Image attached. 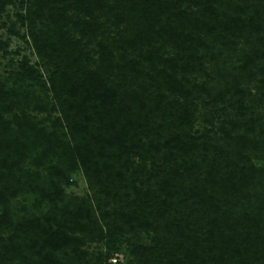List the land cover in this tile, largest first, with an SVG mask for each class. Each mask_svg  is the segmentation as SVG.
Returning <instances> with one entry per match:
<instances>
[{"label":"trees","instance_id":"16d2710c","mask_svg":"<svg viewBox=\"0 0 264 264\" xmlns=\"http://www.w3.org/2000/svg\"><path fill=\"white\" fill-rule=\"evenodd\" d=\"M17 3L41 63L0 75V264H264V0H0V29ZM240 42L213 96L195 76ZM36 84L63 93L50 127ZM205 93L238 115L195 133Z\"/></svg>","mask_w":264,"mask_h":264},{"label":"rangeland","instance_id":"374dc122","mask_svg":"<svg viewBox=\"0 0 264 264\" xmlns=\"http://www.w3.org/2000/svg\"><path fill=\"white\" fill-rule=\"evenodd\" d=\"M22 1V0H21ZM19 12H25L24 8L20 6L19 3L15 5H8L6 12L2 14L1 21L4 23L3 27L0 29V36L3 41H6L9 43V47L7 50V54L4 57V51H0V75L6 77L10 75L11 68L14 66L17 68L19 66L20 61L23 59L24 56L29 58L30 64H33L37 67H40V59L37 56L35 50L32 48V46L29 44V37L24 38L25 33H27L26 28L21 26L20 17L18 16ZM1 15V14H0ZM15 25L16 31L18 34L11 33L9 28ZM93 47V44H89L86 48V50H91ZM216 53L219 52V50H222V45H216L215 46ZM248 49V46H245L243 42H240L238 46L232 45L228 50L223 51V56H219L218 63L219 66H216L215 63H207L206 64V72L202 71L198 73L195 77H197V82H199L201 85L202 83H206L207 87L210 89V92L213 96H217L218 92H220L221 89L225 88V83L221 79V82L218 81V79L221 77L220 72H226L229 71V68H232L233 66H239L242 64L244 58V50ZM171 51V49H170ZM220 55V54H219ZM225 59H228L229 63L226 64V69L224 70L225 66ZM13 65V66H12ZM42 72L44 73L45 78H47L46 73L43 68H41ZM224 70V71H223ZM119 72V70H118ZM195 75V74H194ZM194 75L191 78H194ZM116 78V77H115ZM117 79V78H116ZM264 77L262 75L254 76L251 84H249V88L251 89L252 94H257L259 90L261 89L264 82L262 81ZM47 85L51 87V84L47 82ZM43 96V99L45 100L44 106L46 107V112L39 113L34 110H30V113L34 116H37L40 118L47 119L46 124L48 127L51 126V123L54 118L60 117V108L57 106V102L61 101L63 93L61 91H57V93L53 90L46 89L40 87V84H36L35 86H26L21 88L22 91H33V90ZM148 98H151L154 100V88L149 87ZM57 95V96H56ZM58 97H60L58 99ZM202 99L197 102L198 103V112L195 119L194 124V132L195 133H203L206 130L216 131L218 130V127L222 124L221 121L223 119H227L229 117H232L233 115H238L237 111V104L236 99L232 97H228L223 101L216 103L212 97L208 96L206 93L201 95ZM252 101V98L250 99ZM254 104V103H253ZM54 106H57L59 110H54ZM256 114L255 115H261L264 119V102L260 103L258 107H256ZM210 121H213V125ZM262 129V127H260ZM72 180L74 181L73 184L66 187L67 194L71 196H80L84 197L88 194H91V188L89 185V182L83 172V170H77L72 174ZM30 194L28 193H22L19 194L18 197H16V200L18 203V206L20 207L23 204H27L30 206L31 202L29 200ZM15 204V203H14ZM96 244H92V250H95V252H98L96 249ZM102 245V251L105 253L107 250V244L106 243H100ZM124 249V248H123ZM128 252V249H126ZM126 253V252H124ZM124 253H120L119 257L121 259V264H131L129 261L127 262L126 256ZM130 259V256H128V260ZM112 261V260H111ZM108 263V262H107Z\"/></svg>","mask_w":264,"mask_h":264},{"label":"built area","instance_id":"2783aa9c","mask_svg":"<svg viewBox=\"0 0 264 264\" xmlns=\"http://www.w3.org/2000/svg\"><path fill=\"white\" fill-rule=\"evenodd\" d=\"M111 260H112V263L116 264V263H118L119 258L118 257H113Z\"/></svg>","mask_w":264,"mask_h":264}]
</instances>
